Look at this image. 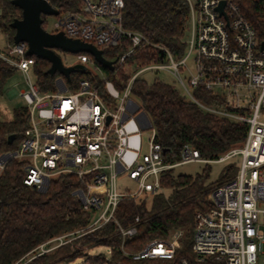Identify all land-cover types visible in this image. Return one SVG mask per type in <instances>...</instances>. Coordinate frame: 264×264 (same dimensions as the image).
<instances>
[{
	"label": "built area",
	"instance_id": "1",
	"mask_svg": "<svg viewBox=\"0 0 264 264\" xmlns=\"http://www.w3.org/2000/svg\"><path fill=\"white\" fill-rule=\"evenodd\" d=\"M188 6V34L180 58L167 49L161 63L138 69L125 87L118 90L105 75L97 78L103 94L87 79L77 89H64L59 76L55 91L41 93L28 73L34 58L26 56L25 43L8 46L0 58L27 78L28 90L19 95L26 101L27 126L16 149L0 153V170L11 159L23 162V183L38 191L47 189L53 177L72 174L82 189L74 192L81 208L92 212L85 233L108 222L122 237L136 229H123L114 217L121 200H138L161 191L160 176L189 162L233 161L237 173L210 194V207L193 216L191 251L193 260L177 264H261L264 259V50L254 29L233 0H185ZM76 9L58 11L50 33L92 44L97 49L129 46L114 65H122L135 48L149 45L146 37L123 28L122 0H79ZM224 2L222 14L217 10ZM160 55V53H159ZM78 64H98L85 53L76 54ZM191 61L192 69L188 62ZM65 65V64H64ZM67 66V65H65ZM71 66V65H70ZM100 69V68H99ZM165 70L175 79L183 95L202 110L246 125L243 144L216 160L201 159L187 147L178 162L167 164L162 149L154 142V130L146 128L142 110L131 96V85L144 71ZM200 88L221 98L228 111L198 102L192 91ZM17 94V93H16ZM116 103L112 110L109 105ZM151 129L146 152L142 153L141 131ZM1 156L6 157L1 162ZM124 173L135 188L118 191L117 174ZM138 221V218H135ZM177 232L169 240H153L136 252L122 254L132 261L172 260ZM63 236L52 241L63 244ZM37 248V249H38ZM36 249V250H37ZM33 258V257H32Z\"/></svg>",
	"mask_w": 264,
	"mask_h": 264
},
{
	"label": "trees",
	"instance_id": "2",
	"mask_svg": "<svg viewBox=\"0 0 264 264\" xmlns=\"http://www.w3.org/2000/svg\"><path fill=\"white\" fill-rule=\"evenodd\" d=\"M12 0H0V29L13 45L14 30L9 24L20 18V10ZM58 11L78 9L79 0H46ZM122 25L126 30L142 33L149 42L147 46L134 49L124 64H115L112 70L99 66L106 78L122 90L131 75L123 67L137 70L148 65L161 63L158 49H167L175 58H180L188 28V6L185 0H122ZM241 9L244 18L254 29L259 41H264V0H233ZM44 20V16L41 15ZM44 28V22L42 23ZM129 46L102 49V57L115 61ZM86 54V53H85ZM90 56L89 54H87ZM32 72L41 93L55 91V80L60 75L46 73L50 64L34 56ZM91 57V56H90ZM17 71L0 58V95L4 92L7 79ZM135 73V72H134ZM80 79L89 80L103 94L101 82L87 70L70 74L66 83L69 90L77 89ZM201 104L216 109L234 111L224 101L200 88L192 91ZM131 96L147 115L154 130V142L162 149L164 163L180 161L184 147L197 151L201 159L216 160L232 148L240 147L245 139L247 127L243 123L208 113L188 100L182 91L172 84L154 78L146 82L139 76L131 85ZM27 126L26 108H16L11 120L0 119V153L16 149L22 132ZM15 135L8 144L7 137ZM200 173L174 175L173 169L160 176L161 191L146 195L138 200H121L114 212L120 227H135L132 236L122 237L115 223L108 222L74 241L79 244L70 248L68 243L54 251L34 255L35 250L54 238L84 230L92 218L85 211L74 192L82 189L75 175L62 174L49 181L47 190L40 192L23 183V162L11 159L0 170V264H70L86 256L96 247H107L108 257L98 254L86 257L90 264H177L181 259L193 260L191 251L193 216L197 211L210 207V194L230 179L235 165L208 183L209 163H203ZM169 189L168 196L162 190ZM138 218V221H135ZM177 232L174 258L172 260L132 261L122 254L136 252L153 240H169ZM75 236V234H73ZM71 237V236H70ZM28 256L33 259L27 262ZM25 261V262H24Z\"/></svg>",
	"mask_w": 264,
	"mask_h": 264
},
{
	"label": "rangeland",
	"instance_id": "3",
	"mask_svg": "<svg viewBox=\"0 0 264 264\" xmlns=\"http://www.w3.org/2000/svg\"><path fill=\"white\" fill-rule=\"evenodd\" d=\"M43 22H44V29L47 32L53 31L54 25L56 23V20L53 16H44ZM6 36L7 35H5L4 32L1 31L0 29V53H3V54H6L8 51ZM188 37H189V34H188V29H187L185 39ZM56 52L60 56L63 64L67 66L78 64V61L76 59V54H69V53L58 51V50H56ZM188 65H189V68L192 69L191 61L188 62ZM86 68H87V72L90 75L95 76L96 78L100 79L104 75L101 69H99L92 63H88L86 65ZM123 71L126 74L132 75L134 72L137 71V69L134 67L124 66ZM139 77L144 79L146 82H152L154 78H156L163 83L170 84V85L173 84L175 88L179 90V87L177 83L175 82V79L171 76L169 72L165 70L158 69V70H153V71H144L139 74ZM28 78H29V81L32 83L35 81V78H34V75L31 69L28 73ZM10 90H14L17 94H15L12 97L8 96L7 93ZM27 90H28V83H27L26 76L19 71H15L7 79V82L4 87V92L2 95H0V119L1 120H5V121L11 120L12 112L14 109L21 108V107L26 108V101L23 100V98L19 95V93L22 91H27ZM115 105L116 103H112L111 105H109V108L113 110L115 108L114 107ZM141 133H142L141 141H142V153H143V152H146V144L151 134V129L142 130ZM233 161H225L222 163H218V162L209 163L208 165H209L210 170H209L207 182L208 183L215 182L219 178V176L225 172L228 166L234 165ZM203 167H204L203 163L189 162V163H185V164L175 167L173 169V174L193 176L197 173H200ZM236 173H237V167H234V170L230 173V178L234 177ZM115 184H116V188L118 191H126V190L131 191L135 188V185L130 180H128L127 176L124 173L117 174L116 179H115ZM162 192H163V195L166 197L169 195L170 190L165 189V190H162ZM73 234H75V236H73ZM83 234H85V230L77 231L71 234H66V235H63L64 238L61 239V241L63 242V244L68 243L69 247L72 248V247H75L76 245L77 246L79 245L74 240ZM58 244H59V241H52L49 244L45 245L43 247V250L48 249V250L54 251L55 249L58 248L57 246ZM40 251L41 250L38 248L37 250H35L34 255H36ZM86 253H87L86 256H82L70 264H90L86 260V257L93 258L94 256L98 254H101L102 256L107 258L109 255V249L107 247L101 246V247H96L92 250H89ZM32 257L28 256L27 262L33 259ZM261 264H264V259L262 260Z\"/></svg>",
	"mask_w": 264,
	"mask_h": 264
},
{
	"label": "water",
	"instance_id": "4",
	"mask_svg": "<svg viewBox=\"0 0 264 264\" xmlns=\"http://www.w3.org/2000/svg\"><path fill=\"white\" fill-rule=\"evenodd\" d=\"M11 4L20 10V18L13 19L9 24V27L14 30L13 44L25 43L27 45L26 56L46 60L50 64L46 73L50 76L59 74L62 77L59 81L63 89L65 85L62 80L69 82L71 73H84L85 67L82 64L65 66L56 50L69 54L86 53L102 68L113 69L115 62L105 60L101 50L92 44L67 38L62 32L50 33L42 28L41 15L53 17L58 15V10L51 7L46 0H12ZM223 5L224 2H221L217 8L221 14ZM260 46L264 50V41ZM159 53L162 58L163 52L159 51ZM141 113L146 120V128H150V120L143 111ZM14 139L15 135L8 136V144H11ZM4 158L6 157L1 156V162L4 161Z\"/></svg>",
	"mask_w": 264,
	"mask_h": 264
},
{
	"label": "crops",
	"instance_id": "5",
	"mask_svg": "<svg viewBox=\"0 0 264 264\" xmlns=\"http://www.w3.org/2000/svg\"><path fill=\"white\" fill-rule=\"evenodd\" d=\"M15 94H16V92H15L14 90H10V91L7 93V95L10 96V97L14 96Z\"/></svg>",
	"mask_w": 264,
	"mask_h": 264
}]
</instances>
